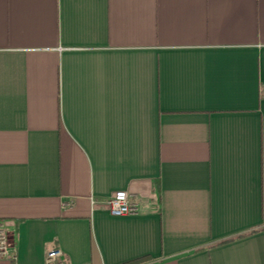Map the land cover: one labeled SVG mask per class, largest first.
Instances as JSON below:
<instances>
[{
    "label": "crops",
    "instance_id": "0c3cea01",
    "mask_svg": "<svg viewBox=\"0 0 264 264\" xmlns=\"http://www.w3.org/2000/svg\"><path fill=\"white\" fill-rule=\"evenodd\" d=\"M0 222V264H264V0H0Z\"/></svg>",
    "mask_w": 264,
    "mask_h": 264
},
{
    "label": "built area",
    "instance_id": "2783aa9c",
    "mask_svg": "<svg viewBox=\"0 0 264 264\" xmlns=\"http://www.w3.org/2000/svg\"><path fill=\"white\" fill-rule=\"evenodd\" d=\"M108 213L112 216L136 214L140 210L139 199L128 194L125 190L115 191L105 202ZM13 236L3 222H0V258L12 257ZM42 264H72L57 247L48 248L44 252ZM76 264H88L85 262Z\"/></svg>",
    "mask_w": 264,
    "mask_h": 264
}]
</instances>
